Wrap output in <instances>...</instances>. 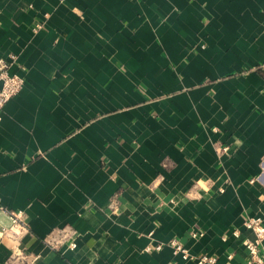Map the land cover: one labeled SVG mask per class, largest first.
<instances>
[{
  "label": "crops",
  "instance_id": "1",
  "mask_svg": "<svg viewBox=\"0 0 264 264\" xmlns=\"http://www.w3.org/2000/svg\"><path fill=\"white\" fill-rule=\"evenodd\" d=\"M0 59L23 80L0 115V199L24 225L0 264H21L15 247L32 264H193L171 239L246 261L243 222L264 219V0H0ZM58 229L73 249L45 243Z\"/></svg>",
  "mask_w": 264,
  "mask_h": 264
},
{
  "label": "built area",
  "instance_id": "2",
  "mask_svg": "<svg viewBox=\"0 0 264 264\" xmlns=\"http://www.w3.org/2000/svg\"><path fill=\"white\" fill-rule=\"evenodd\" d=\"M39 27L40 23H35L33 26L34 31ZM8 63L7 60L0 59V115L5 102L16 95L23 85L21 77L8 73ZM1 213H7L10 224L0 227V236H9L13 240H16L19 229H24V225L21 222L22 211L7 210L0 199V214ZM243 226L253 232L254 238L244 241L247 259L242 264H264V219L261 217H248L243 222ZM234 233L236 234L237 232L234 231ZM66 235V229L55 230L46 237L45 243L51 248H57L59 244L64 243L62 240H66L67 247L73 249L76 243L74 240L68 241ZM57 236H59V238ZM191 236L194 237L195 233H191ZM167 244L171 247L174 255L180 254L184 260L192 261L193 264H215V257L205 254L193 255L189 253L188 249L184 247L178 239H171ZM161 247L162 244L157 243L152 246H147L146 249H159ZM10 255L11 261L16 260L21 262V264L33 263L34 255L19 247L13 248Z\"/></svg>",
  "mask_w": 264,
  "mask_h": 264
}]
</instances>
